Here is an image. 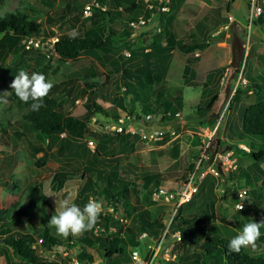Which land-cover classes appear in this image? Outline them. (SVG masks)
Returning a JSON list of instances; mask_svg holds the SVG:
<instances>
[{
	"label": "rangeland",
	"instance_id": "obj_1",
	"mask_svg": "<svg viewBox=\"0 0 264 264\" xmlns=\"http://www.w3.org/2000/svg\"><path fill=\"white\" fill-rule=\"evenodd\" d=\"M86 1L90 0H0V13L14 9L22 10L31 16H36V20L41 23L44 29L68 34L72 29H75L77 24L79 25L81 20L83 21V25L80 27L82 30L89 27V19H82L85 17H82L79 11L74 8L75 5H82ZM251 1L258 2V0H175L176 7L173 4L171 7L169 6L168 10H155L153 18L155 23L152 24V20L151 23L144 24L137 29L136 34L131 37L133 38L131 43L136 42L140 32L144 33L141 38L142 41H147L152 37L162 39L161 30L166 27L165 17L173 9L171 18L177 19L181 27V32L177 34L180 42H188L190 37L186 33L191 32L192 29L198 30L203 23L204 26L205 23L207 25L205 26V31H201L203 39L200 40H212L213 37L209 35L210 31L218 25L213 28L211 26L217 22L220 23L221 19L223 22L225 21L227 15L225 7H228V12L234 15L235 20L245 22L247 14L246 4L249 9ZM66 4L70 6V9L63 14V8ZM190 10L193 11L190 12ZM76 13L79 17L75 21V27L70 28L68 20ZM209 13L213 14L214 17L210 19L203 18L205 14L208 17ZM131 15H133V12H122L119 18H111L108 24L117 33H120L121 29L127 28V20ZM253 22L254 20L245 28L244 34H242L245 53L242 55L240 63L224 60L221 66L214 68L215 76L206 75L205 78L203 74L206 71V66H209L207 65V60L215 52L212 47L208 48L201 57V66L205 67L197 70L198 72L196 71V73L188 71L185 74H181L184 54L174 48L172 51L174 58L173 61L170 60L172 63H170L164 78L158 83L148 84L142 81V56L139 50L134 49L132 45L133 50L131 53L129 51L127 55L128 62L125 65L128 67V73L125 74L121 71L122 64L120 65L119 58L114 66L110 64L100 65L95 61L93 55L89 53H82L74 59L58 62L50 59L46 61V64L56 65L58 68L56 73L44 74L46 79L54 84L49 94L55 99H60L61 102L66 103L64 104V109L67 112L80 114L84 111V101L82 103L74 102L76 98L82 100L84 97L82 96L83 89L80 82L82 76L95 79L100 85L102 97L96 99V102L102 107L103 111L94 112L91 116L94 118L93 121L90 117L88 121L90 131L99 132L95 128L102 127L103 129L111 124H125V122L130 120L136 125L138 121L136 120L135 122L136 117L131 115L132 113L141 112V104L138 101H133V104L130 105L128 101L130 98V93L127 90L128 85H137L139 90H143L150 96L154 95L155 91L161 90L165 95H180L182 98L178 116L170 120H160L159 114L154 112L152 113L153 118L147 122L146 126H143L146 131H162L160 139L155 140L150 137L141 140L136 135L131 134L120 144L119 149L113 156L103 152V156L98 157L97 163L105 171L116 167L118 176L134 180L140 194H142L145 186L142 176L145 173L160 174L163 178L162 185L171 188L181 181L180 174L187 164L189 162L195 164L199 158L197 163L199 172L194 179L196 191L188 202L180 206L176 213L200 212L205 214V228L183 242L174 240L168 233L161 238L160 243L158 239L148 236L139 238L140 232L132 220L133 212L126 215V221L122 222L119 220V214L123 213V207L126 210L130 209L123 201H120L121 203L116 204V212L113 216V222L118 227L111 225L106 233L101 231L97 234L107 236L108 245L118 244L117 238L122 236V230L129 227L133 238L137 241L136 248L142 257H149L155 251L152 264H171L170 261H175L176 256L173 259H165V253L169 255L171 253L175 254V252H181L183 249L198 245L209 234L225 235L233 229L239 233L243 225L248 222L253 220L255 222L264 221V207L253 208L248 204V189L251 188L252 182L251 180H246V175L251 178H264V155L262 160H255L252 156L245 154L247 151L256 150L259 147L264 149V138L255 135L239 137L238 133L241 110L244 103H246L240 90L244 91L246 87L252 90L255 89V99L264 97V79H258L257 83L261 85L259 89L249 86L248 80L245 83H240L237 79L238 75L245 78L246 71L256 73L261 78H264V23L250 27L254 24ZM106 24L107 21L102 20L97 23V26L104 25L106 28ZM154 26H159L160 30L157 31ZM204 26L202 27L203 29ZM223 32V29H219L215 33L214 43H223L224 41L230 43L232 36L227 35V38L224 39L226 36H223ZM125 37L114 36L113 40L118 42ZM126 49L123 48L122 51ZM96 52L100 53V51ZM122 54L124 55L123 52H121ZM33 56L32 53H21L19 48L13 49L3 62L4 66L14 68L11 77L3 79L4 73L3 71L0 72V114L2 113L10 118V122L6 127L8 136H3L6 139V143L0 142V209L11 203L15 204L14 202L16 201L20 203L15 206L16 208L24 205L27 196L24 189L25 184L27 182L39 183L47 202L36 206L32 212L27 211L28 218L19 216L13 220L12 224H15V230L30 233L35 238L38 236L37 232L43 228V224L40 221V216H42L49 232L54 236L60 237L56 234L55 228L48 224L51 216L59 211L56 204L58 205L61 200L70 195L72 201L83 208L87 203L84 196H94L96 193L86 189L85 178L81 180V183L80 181H77V183L66 181L60 188L56 184L53 185V182L51 184L49 181L50 177L61 161L54 151V145L48 146L47 138L42 133L26 124L11 120L19 113L15 111L16 107H12L10 111L8 110V107L12 104V89L10 85L20 70H25L29 73L34 68ZM221 57L220 54L219 58ZM45 58L41 60V63L47 60ZM212 65L214 64L212 63ZM84 68H87L88 74L84 75ZM213 78H215V82H210V79ZM122 79H125V83H122ZM115 80L119 81L118 90H115L113 85ZM138 82L142 83L139 85ZM236 89L239 91L232 96ZM213 94L216 99L212 102L211 108L198 112V108L204 107L208 103L209 97ZM71 96L75 97V99L67 104V99ZM224 106L225 110L218 121ZM113 108L115 111H113ZM127 116L129 117L127 118ZM15 132H19V134L16 135ZM192 137L197 139L195 144L190 142ZM89 139L96 142L95 138L90 134H85L81 141L86 142ZM230 143L235 144L236 148H238V152L235 153L237 166L235 170L226 173L220 170L214 156L216 150H224V146ZM131 144H136L137 147L131 149ZM238 144H242L243 147H239ZM34 148H39V151L34 153ZM41 154H45V162L43 165L38 166L35 161L40 158ZM128 163L130 164L129 167L137 174L135 178L133 173L124 174L122 172V165ZM212 167L216 169V173L210 171ZM238 188H245L247 194L245 205L239 211L233 205L234 191ZM62 191H65L66 195ZM99 198V201L103 202L105 209L107 207L106 197L100 192ZM138 208L146 210L149 216L162 215L165 222L172 211L170 205L162 199H150V201L144 199ZM107 212L109 211H106L105 214ZM84 234L90 238L94 237L91 231ZM263 234L264 227L261 228V236ZM70 239L71 245L67 246V250L77 252L79 245H81L78 236L70 235ZM62 245L66 244L63 243L59 247L61 248ZM130 246L127 244L122 253L117 252L115 255L119 254L122 258H126ZM91 247L94 249L92 250L94 253L93 258H101L102 248L97 242L93 243ZM85 249L87 248L85 247ZM9 252L8 248L0 244V264H12L17 261V257L12 258ZM256 252L264 253V245L260 244ZM9 257L10 260H8ZM111 258L115 260V257ZM108 262L109 260H107ZM178 264L185 263L179 262ZM200 264H215V260L205 259Z\"/></svg>",
	"mask_w": 264,
	"mask_h": 264
},
{
	"label": "trees",
	"instance_id": "obj_2",
	"mask_svg": "<svg viewBox=\"0 0 264 264\" xmlns=\"http://www.w3.org/2000/svg\"><path fill=\"white\" fill-rule=\"evenodd\" d=\"M100 3L105 4L106 9L100 10L96 8L92 11L90 16L82 19H89V27L82 30L80 27L83 25V21L79 22V25L75 27V21L79 15L76 13L70 17L69 27L75 29L78 35L75 39H70L67 33H56L57 40L54 43L55 55H50L47 60L44 59V55L39 49H24L19 44V38L23 35L34 34H47L55 33L50 30L44 29L41 23L36 20V16H31L28 13L14 9L12 11H3L0 13V72L3 71V79L10 78L14 68L4 66V60L8 53L13 49L19 48L21 53H32L33 56V69L29 72H39L42 74L56 73L58 71L57 66H51L46 64L49 59L51 61H62L66 59H74L82 53H89L93 55L95 61L100 65L110 64L112 66L117 64V59H120V65L122 64L121 71L123 74L128 73V67L125 66L128 62V57L125 54L121 55L122 49L127 48L130 53L134 49H138L142 56V81L145 84L160 82L166 73L168 68L171 50L176 48L177 50L190 54L195 51H201L207 45V41H194L180 42L173 32V30L166 26L163 27L162 39L149 38L147 41H142L144 36L143 32L139 33L136 42H132L129 39V28L121 29L120 33H117L114 28L109 26L111 18H119V15L124 12H133V15L129 16V19L135 18L138 14L147 17L151 12H155L156 2L151 0L152 8H148L147 4L142 0H98ZM175 4V0H170L171 5ZM261 11L256 16L259 24L264 23V1H258ZM169 7V8H170ZM76 11H79L81 5L74 6ZM168 8V9H169ZM70 9L69 5H64L63 14L67 13ZM167 9V10H168ZM128 19V20H129ZM107 21L106 28L104 25L97 26L99 21ZM127 20V21H128ZM165 21V20H164ZM104 30V31H103ZM160 30V29H159ZM48 31V32H47ZM114 36L124 37L120 41L113 40ZM96 51H100L97 53ZM130 56V55H129ZM45 58V59H46ZM196 55L187 56L182 66V74L190 71L196 65ZM84 75L88 74L87 68H84ZM1 75V74H0ZM249 86L256 89L261 88L258 84V79H264L260 76L257 78L247 76ZM82 85V96L84 99V111L80 114H72L64 109V102L60 99H55L50 94L44 100V107L39 111H33L30 107L31 102L23 103L15 95L12 90L11 103L8 110H12V107H16L15 111L19 114L11 120H15L17 123H23L32 129L42 133L47 138V145H54V151L60 158V163L57 165L56 170L53 171L50 177V183L56 184L58 188L61 185L68 182L81 183V180L85 178V187L96 193L94 197L100 199V192L106 197V203L112 207L110 212L101 214L98 220V224L103 227L102 232L106 233L109 226L114 224V215L116 212V204L123 203L130 209L126 210L123 207V213L119 214V218L126 219L131 212H133L132 220L135 223L137 230L145 232L146 236L158 239L166 233L169 235L178 230L179 240L183 242L191 238L194 234L202 231L205 228L206 217L203 213L190 212L185 214H175L165 229V222L162 215L149 216L146 210L138 208L142 201L145 199L150 201V193L154 186L162 185L163 178L158 173H148L142 176L145 183L144 192L140 194L134 180H128L118 176L116 167L105 171L104 168L99 167L97 160L98 157L103 156V152L109 156H113L119 149L120 144L126 140L130 134L123 131H116L113 129L102 131L89 130L88 121L94 112H101L102 107L96 102V99L102 97V91L100 85L95 79L82 76L80 79ZM122 83H125V79H122ZM139 85L142 82H138ZM115 90L119 89V81H113ZM53 89V88H52ZM130 93L129 103L133 104V101H138L141 106V112L136 113V117L142 119L146 113L159 114L160 120H170L175 117V112L181 109L182 98L180 95H165L163 91L157 90L154 95H148L143 90H139L138 86L128 85L127 88ZM239 90L236 89L232 96ZM242 97L246 100L241 110L240 115V129L238 131L239 137L247 136H259L264 138V97L256 98L255 89L246 87L244 91L240 90ZM250 91V92H248ZM75 97L71 96L67 99V104L71 103ZM216 97L211 95L208 103L204 107H199L198 112L209 110L212 102ZM113 111L114 108H113ZM10 122V118L4 114H0V142L6 143L8 136L6 127ZM146 122V121H145ZM19 134V132H15ZM85 134L92 135L96 142L94 148L90 150L81 138ZM196 138H191L190 142L195 144ZM136 144H131L130 148H136ZM233 148L235 153L238 152L235 144L230 143L224 146V149ZM39 151V148H34L33 152ZM245 154L252 156L255 160H262L264 155V149L257 148L256 150L247 151ZM45 162V154H41L40 158L36 159L35 163L40 166ZM128 164L122 165L121 169L124 174L133 173L134 178L137 174L134 173L132 168ZM193 163L189 162L183 172L180 174L181 180L187 176V173L192 169ZM246 180H251L252 186L248 189V204L253 208L260 206L264 207V178H251L246 175ZM249 182V181H248ZM14 184V183H13ZM52 185V186H53ZM26 190V202L19 208L15 207L20 203L18 201L11 203L10 205L0 209V244L9 249L10 256L17 257V261L12 264H52L53 260H49L40 254L35 248L30 246L31 242L35 239L30 233L20 232L15 230V224L13 220L19 216L27 217V211H34L36 206L43 205L47 202L45 194L42 192L40 184L36 182H27L24 186ZM65 193V191H62ZM236 193V190L234 191ZM66 195V193H65ZM235 196V195H234ZM88 196H84L85 201ZM142 200V201H141ZM141 201V202H140ZM234 202V200H233ZM180 207H178L177 212ZM41 211V210H40ZM29 215V214H28ZM40 221L43 224V228L37 232L38 236H41L42 243L45 248H49L51 245L66 244L71 245L70 236L67 239L60 238L52 235L48 227L45 224V220L40 216ZM110 223V224H109ZM15 230V231H13ZM131 229L126 227L122 230V236L117 238L118 244L108 245V237L95 235L90 238L83 234L78 236L79 245L76 252V257L84 264H89L92 261V255L86 251L85 246H92L96 243L102 248V258L108 263H116L112 260L113 254L122 253L127 244L133 246L137 245V241L131 234ZM236 230H230L228 233L215 235H207L198 245L188 247L181 252H175L176 260H171V264H178L184 262L185 264H200L205 259L215 260V264H264V253L253 252L251 249H242L240 253H230L227 249L229 240L237 235ZM112 239V237H111ZM160 243V242H159ZM260 244L264 245V234L260 236L257 241L258 249ZM130 246V247H131ZM10 260V257L8 258ZM106 262V264H108Z\"/></svg>",
	"mask_w": 264,
	"mask_h": 264
},
{
	"label": "built area",
	"instance_id": "obj_3",
	"mask_svg": "<svg viewBox=\"0 0 264 264\" xmlns=\"http://www.w3.org/2000/svg\"><path fill=\"white\" fill-rule=\"evenodd\" d=\"M143 2H145L147 4L148 8H152V2L151 0H142ZM156 2L155 5V9L163 11V10H167L169 8L170 5V0H154ZM96 8L100 9V10H104L106 9L105 4L100 3L98 0H90V1H86L81 5L80 8V15L82 17H87L90 16L92 11L95 10ZM261 11L260 6L255 3L254 1H251V4L249 6L248 12H247V24L249 25L252 20L254 18H256V16L259 14V12ZM154 18V12H151L147 17L138 14L135 18L133 19H129L127 21V27L129 28V34L128 37L130 40H132L133 38H131L132 36H134L136 34V30L139 29L140 27H142L144 24H149L151 23V21ZM155 21L153 20L154 24ZM52 28V27H51ZM154 28L159 31L160 27L159 26H154ZM53 29V28H52ZM48 32V31H47ZM57 40V36H56V32L55 33H47V34H34V35H23L19 38V44L22 46V48L24 49H39L40 52H42V54L45 57H48L50 55H55V51H54V43ZM125 55L129 54V50H123L122 51ZM237 79L239 80L240 83H245L246 79L244 77H241L240 75L237 76ZM85 97H83L82 100H79L78 98H76L74 100L75 103H82L84 101ZM225 110V106L223 107V109L221 110V114L218 118H221L223 112ZM136 113H132V117H136L135 115ZM175 116L179 115V111H176ZM129 116H127L128 118ZM144 120L140 118L135 119L138 122H136V125H134L132 122V120L125 122V124H111L109 126H106V128L102 127H98L95 129L98 130H102V131H106V130H116V131H123L124 133H128V134H133L136 135L139 139L141 140H145L148 139L150 137H152L153 139L157 140L158 138L160 139L162 137V131H154V130H149L146 131L144 130L143 126L147 125V122L150 121L153 118V114L151 113H146L143 115ZM92 121L94 120V118H92ZM133 119V118H132ZM217 121V123H218ZM86 146L92 150L94 148L95 142H93V140H86ZM239 147H243L242 144H238ZM215 148V146H214ZM216 158V163L219 165L220 170H222L223 172H230L236 169L237 166V162H236V157H235V151L233 148H228V149H224V150H216L215 152V156ZM199 159V158H198ZM195 164H193L192 169L187 173V176L184 178V180H181L178 182V184L176 186H173L171 188L168 187H164L163 185H158V186H154L151 190L150 193V198L153 200H157V199H162L164 201H166L170 207H171V214L169 215L167 221L165 222V229L164 231L167 229L168 225L170 224L173 216L175 215V213L177 212L178 207H180L181 205H183L184 203L188 202L191 199L192 194L196 191V185H195V176L197 175L198 168H197V163L198 160ZM210 171L216 173V169L215 168H211ZM246 189L245 188H241V189H236V193L234 196V202L233 205L236 208V205L238 203H242L243 206L245 205V199H246ZM90 197H94L92 195H88L86 201H88V199ZM95 198V197H94ZM96 199V198H95ZM242 199V200H241ZM99 201V199H97ZM105 204V202H104ZM112 207L109 206L107 204V207L105 209H103L101 214H105L106 211H111ZM120 221H126V219H121L119 218ZM111 226H109L108 228H110ZM103 230V227L100 226L98 223L96 225V227L91 231L92 235L95 236L97 234H99L101 231ZM146 236L145 232H141L139 234V238ZM170 236L173 237L174 240H179V232L178 230L173 231ZM162 236L160 237L159 241L161 240ZM30 246L32 248H35L38 252H40V254L43 255V257L49 259V260H53L52 264H84L82 263L77 257H76V252H70L67 250V246L66 245H62V247L60 248L59 246L61 245H51L49 248H45L43 243H42V238L41 236H37L35 237V239L31 242ZM155 257V251L152 252L150 254L149 257H142L136 246L130 247L128 250V260L125 262H116V263H108V264H152L153 258ZM165 259H173L174 258V254L171 253L170 255L168 253H165L164 256ZM91 264V263H89Z\"/></svg>",
	"mask_w": 264,
	"mask_h": 264
},
{
	"label": "clouds",
	"instance_id": "obj_4",
	"mask_svg": "<svg viewBox=\"0 0 264 264\" xmlns=\"http://www.w3.org/2000/svg\"><path fill=\"white\" fill-rule=\"evenodd\" d=\"M70 39H75L78 35L76 29L69 33ZM16 97L23 103H29L33 111H39L44 107V100L54 87L52 81L46 79L45 75L39 72L29 74L25 70H20L10 85ZM242 200V199H241ZM56 207L57 214H53L48 224L55 228L56 234L64 239L71 236H82L85 232L92 231L99 220L104 209L103 202L94 197H90L87 203L81 208L72 201L71 196H67ZM237 211L243 209V204L236 205ZM264 221L248 222L243 225L240 232L232 237L227 249L230 253H240L242 249L258 250L257 241L261 236V228Z\"/></svg>",
	"mask_w": 264,
	"mask_h": 264
},
{
	"label": "crops",
	"instance_id": "obj_5",
	"mask_svg": "<svg viewBox=\"0 0 264 264\" xmlns=\"http://www.w3.org/2000/svg\"><path fill=\"white\" fill-rule=\"evenodd\" d=\"M225 1H233V0H225ZM258 1H264V0H258ZM175 7H176V4H175ZM246 9L248 12L247 4H246ZM173 10H171L172 12L165 17V21H166V26L170 27L173 30L175 37L179 40L177 34H178V32H181V27H180L179 21L177 19L171 18V14L173 13ZM192 11L193 10H190V12H192ZM225 12L227 14L225 21L223 22V20L221 19L220 23L217 22L215 25L211 26V28H213L214 26L218 25L217 27L211 29V31H210L209 35H211L213 37L212 40H208V39L207 40H200V39H203V37H201L202 36L201 31H205V26L207 25L206 23H205V26H204V23L201 24L200 25L201 27L198 30L192 29L191 32L189 31L188 33H186V35H189L190 40H194V41H198V42L207 41V45L201 51H195L194 53H190V54L183 53L184 54L183 63H184V60L187 56H192V55L195 56L196 55V61H195L196 65L194 68H192L190 70V72L196 73L197 70H199V69L201 70V69H203V67H205V66H201V62H202L201 57L204 54V52L206 53V50L208 48L210 49V47L214 48L215 52L212 53L210 58H208V60H207V65H209V66H206V71L203 74L204 78L206 77V75L207 76H215V69L214 68H216L217 66H221L224 60L227 62L233 61L235 63H240L242 55L245 53V49L243 50L244 39H243L242 34H244L243 31H245V28H247V26H249L247 24V14L245 17V22H242V21L235 20L234 15L232 13L228 12V7H225ZM219 14H221V13H219ZM212 17H214V16L211 13H209L208 17H207V14L203 15V18H209L210 19ZM219 20H220V18H219ZM253 20H254L253 23L255 25L253 24L250 27H254V26H256V24H259L257 22V18H254ZM261 24H263V23H261ZM203 26H204V29L202 28ZM219 29H223V31H224L223 36H226V37H224V39L227 38V35L232 36V39L230 38V43H228L226 41H224L223 43H218V42L214 43V41H213L215 38L214 35H215V33H217V31ZM172 51H173V49L171 50L170 60L173 61L174 54ZM220 54L222 56L221 58H219ZM172 61L169 62V65H170V63H172ZM212 63L214 65H212ZM169 65H168V68L170 67ZM168 68L166 70V73L168 72ZM181 74H182V72H181ZM246 75L254 77V78H257V76H259L256 73H250L248 71H246L245 76ZM245 79H246V77H245ZM203 81H205V79H203ZM217 81H218V79H217ZM246 81H247V79H246ZM210 82H215V78L210 79ZM85 247L87 248L86 251L92 255V261L90 262L91 264H106L107 261H105L102 258V256H101V258H98V259L93 258V256H94V253L92 251V250H94L93 247H91V246H85ZM113 257H115L116 262H125L128 260V253L126 255V258H122L121 255H119V254H117V255L113 254Z\"/></svg>",
	"mask_w": 264,
	"mask_h": 264
}]
</instances>
